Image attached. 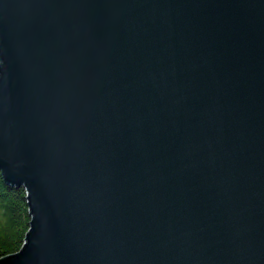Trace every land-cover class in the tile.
<instances>
[{
  "label": "water",
  "instance_id": "1",
  "mask_svg": "<svg viewBox=\"0 0 264 264\" xmlns=\"http://www.w3.org/2000/svg\"><path fill=\"white\" fill-rule=\"evenodd\" d=\"M0 264H264V0H0Z\"/></svg>",
  "mask_w": 264,
  "mask_h": 264
},
{
  "label": "trees",
  "instance_id": "2",
  "mask_svg": "<svg viewBox=\"0 0 264 264\" xmlns=\"http://www.w3.org/2000/svg\"><path fill=\"white\" fill-rule=\"evenodd\" d=\"M23 186L7 185L0 176V257L18 252L25 241L30 215Z\"/></svg>",
  "mask_w": 264,
  "mask_h": 264
}]
</instances>
